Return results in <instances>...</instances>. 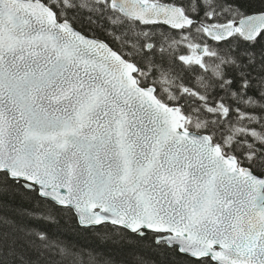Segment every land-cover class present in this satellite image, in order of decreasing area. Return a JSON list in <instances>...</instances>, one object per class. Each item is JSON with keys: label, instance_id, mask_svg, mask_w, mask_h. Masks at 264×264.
Here are the masks:
<instances>
[{"label": "snow or ice", "instance_id": "snow-or-ice-1", "mask_svg": "<svg viewBox=\"0 0 264 264\" xmlns=\"http://www.w3.org/2000/svg\"><path fill=\"white\" fill-rule=\"evenodd\" d=\"M55 209L264 264V0H0V264H100Z\"/></svg>", "mask_w": 264, "mask_h": 264}, {"label": "trees", "instance_id": "trees-1", "mask_svg": "<svg viewBox=\"0 0 264 264\" xmlns=\"http://www.w3.org/2000/svg\"><path fill=\"white\" fill-rule=\"evenodd\" d=\"M58 217L56 223L47 225L53 233L72 240L86 249L93 250L98 254L100 264L111 258L116 264H164V258L157 255V250L151 245V234L144 238L126 233L124 237L112 235L109 240L104 239L105 233L112 234L110 225L95 230L84 231L80 229L74 218L69 219L59 209H55Z\"/></svg>", "mask_w": 264, "mask_h": 264}]
</instances>
